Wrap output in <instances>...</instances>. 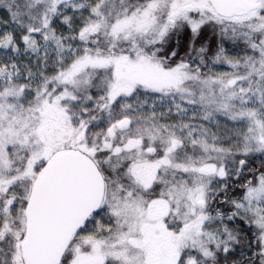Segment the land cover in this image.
Segmentation results:
<instances>
[{"label":"snow or ice","instance_id":"1","mask_svg":"<svg viewBox=\"0 0 264 264\" xmlns=\"http://www.w3.org/2000/svg\"><path fill=\"white\" fill-rule=\"evenodd\" d=\"M0 264H264V0H0Z\"/></svg>","mask_w":264,"mask_h":264}]
</instances>
